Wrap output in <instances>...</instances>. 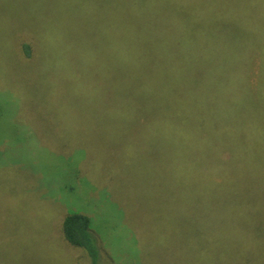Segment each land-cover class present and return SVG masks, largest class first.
<instances>
[{
  "label": "rangeland",
  "instance_id": "1",
  "mask_svg": "<svg viewBox=\"0 0 264 264\" xmlns=\"http://www.w3.org/2000/svg\"><path fill=\"white\" fill-rule=\"evenodd\" d=\"M235 1L221 33L234 35L239 10L251 19L258 5ZM129 10L112 0H0V264H264V163L239 165L220 183L217 214L192 206L187 198L210 190L190 179L189 160L166 144L158 119L173 88L197 84L195 70L181 55L164 82L163 31ZM248 47L246 56L223 54L229 71L217 69L218 84L232 75L239 84ZM251 63L254 89L258 55ZM73 213L90 220L94 259L64 239ZM195 234L214 240L204 256Z\"/></svg>",
  "mask_w": 264,
  "mask_h": 264
},
{
  "label": "trees",
  "instance_id": "2",
  "mask_svg": "<svg viewBox=\"0 0 264 264\" xmlns=\"http://www.w3.org/2000/svg\"><path fill=\"white\" fill-rule=\"evenodd\" d=\"M167 1L172 4L156 0L152 9L145 4L146 0H143L139 9L136 8L140 0H112V5L118 8L125 5L130 9L127 17L135 18L144 25L155 23L163 31L162 38H159L158 57L160 75L164 82L172 77L181 55L185 54L190 59L189 64L195 70L192 75L196 74L194 80L197 84L191 85V88H173V96L170 95V99L160 106L158 130L168 137L167 145L169 138L173 140L176 151L183 154V161L189 160L190 179L210 190L204 197L191 195L187 200L192 202V206L202 204L199 207L203 209L202 213L215 215L219 209L216 191L220 183L242 173L237 168L239 165L247 164L251 169L256 166L255 163H264V0H256L258 5L251 19L248 10H239L234 35L228 29L221 33L216 28L220 24L219 20L228 15L231 0H206L199 7V0ZM245 1L236 0L235 4H243ZM189 2L194 3L196 8L190 13L183 9V5H189ZM255 38L259 41L256 49L252 42H248ZM249 45L250 48L252 46L249 56L251 60L245 69L237 72L239 84H234V75L218 84L217 74L220 71L217 69L229 71L223 64V54L240 52L246 56ZM255 55L260 59V66L256 86L252 89L247 80ZM186 67L188 65H184ZM187 90H191L188 92L190 94L181 96ZM199 169L204 170V180H200L195 173ZM213 177L220 181H212ZM183 191L186 192L183 197H186L189 190L184 187ZM176 194L179 195L177 191ZM179 201L176 209L185 210ZM89 229V218L76 213L65 217L62 224L64 239L94 259L95 250ZM213 243L214 240L209 236L199 237L195 234L194 247H204L197 251L196 256L206 255L207 248Z\"/></svg>",
  "mask_w": 264,
  "mask_h": 264
}]
</instances>
